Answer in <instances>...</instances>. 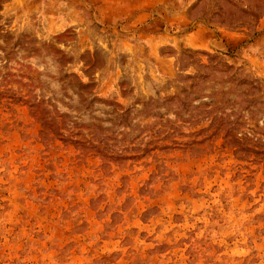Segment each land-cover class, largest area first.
Wrapping results in <instances>:
<instances>
[{
	"label": "rangeland",
	"instance_id": "1",
	"mask_svg": "<svg viewBox=\"0 0 264 264\" xmlns=\"http://www.w3.org/2000/svg\"><path fill=\"white\" fill-rule=\"evenodd\" d=\"M0 264H264V0H0Z\"/></svg>",
	"mask_w": 264,
	"mask_h": 264
},
{
	"label": "trees",
	"instance_id": "2",
	"mask_svg": "<svg viewBox=\"0 0 264 264\" xmlns=\"http://www.w3.org/2000/svg\"><path fill=\"white\" fill-rule=\"evenodd\" d=\"M38 105V104H37Z\"/></svg>",
	"mask_w": 264,
	"mask_h": 264
}]
</instances>
